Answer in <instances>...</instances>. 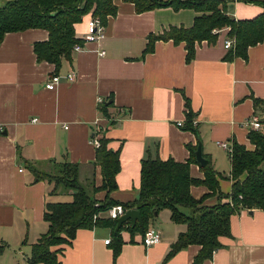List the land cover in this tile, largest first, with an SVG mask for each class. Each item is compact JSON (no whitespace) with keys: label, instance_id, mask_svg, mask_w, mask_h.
<instances>
[{"label":"crops","instance_id":"crops-1","mask_svg":"<svg viewBox=\"0 0 264 264\" xmlns=\"http://www.w3.org/2000/svg\"><path fill=\"white\" fill-rule=\"evenodd\" d=\"M5 1L0 0V6ZM262 2L226 0V11L235 19H251L264 11ZM114 4L117 12L107 17L104 36L72 50L59 66L39 61L34 53V43L48 39L46 29L7 32L0 43V264H29L33 245L47 230L46 201L72 199L73 190H54V183L38 179L29 165L52 172L54 163L69 162L77 165L80 184L89 190L101 185L91 142L95 132L119 154L117 188L110 193L118 203L138 199L146 155L184 162L190 157L189 146L200 141L203 156L218 172L220 190L227 194L232 185L230 155L217 142L254 148L247 120L255 113L254 98L264 100V41L250 46L247 58L228 60L225 28L214 44L197 43L189 62L184 42L157 40L153 50L144 53L150 34L190 27L199 13L172 7L137 12L130 1ZM88 18L86 14L74 25L80 39ZM70 71L76 73L73 81L65 76ZM53 74L61 81L55 89H46ZM100 100L109 104L108 117L102 114ZM188 112L193 115L192 128L184 127ZM223 160L229 163L227 174L220 170ZM189 172L194 178L204 176L197 161ZM207 192L204 185L190 187L194 198ZM95 195L101 199L105 191ZM217 201L215 195L205 199L209 205ZM100 216L108 218L106 213ZM149 228L161 236L150 246L142 244V233L122 230L118 247L114 230L99 225L79 228L70 244L51 249L58 251L61 264H192L199 250L196 244L168 256L186 230L185 224L172 221L169 208H160ZM220 241L223 246L206 264H264V210L232 214L230 236Z\"/></svg>","mask_w":264,"mask_h":264},{"label":"trees","instance_id":"trees-1","mask_svg":"<svg viewBox=\"0 0 264 264\" xmlns=\"http://www.w3.org/2000/svg\"><path fill=\"white\" fill-rule=\"evenodd\" d=\"M134 3L137 12L157 7H172L174 10L191 8L199 14L190 27H170L162 34H150L144 53L152 51L157 40L184 42L186 61L195 54L197 43L206 41L214 44L222 29L228 28L227 36L234 41L225 58L248 57L250 46L264 41V11L251 19H235L227 14L226 0H125ZM264 5V2H262ZM117 6L114 0H6L0 6V43L4 35L11 31L28 28H43L48 31V39L34 43V53L39 61H48L59 66L62 58H70L74 45L82 43L75 34L74 25L88 14L98 17L104 24L107 17L115 15ZM255 113L261 116L262 128L250 129L249 140L253 149L236 141L232 143L230 155V193H223L219 187L218 172L210 160L201 166L203 178L190 175L189 166L196 162L197 146H189L190 157L184 162L172 158L162 160L146 155L141 160L139 197L133 202L121 203L126 209L139 210L143 225L131 226L123 223L115 231L116 221L97 214L118 202L110 197L117 188L115 175L120 169L118 151L107 147V139L99 138L95 161L100 166L102 183L99 187L87 189L77 180V165L69 162L54 163L52 172H41L29 165L38 179L54 183V190L61 187L73 190L70 201H46L44 221L47 230L33 245L29 264H61L57 250L51 247L63 243L70 244L79 228H93L99 225L111 227L113 237L119 247L122 230L144 233L149 222L160 208H169L175 223L186 225L168 256L190 244L199 246L192 264H206L213 253L222 247L220 238L230 236V217L242 209L264 210V100L254 98ZM109 105V104H108ZM108 105L101 102L102 114L108 117ZM191 113H187L184 127L192 128ZM97 132L94 133V136ZM193 185H204L208 192L200 198L190 194ZM53 190V191H54ZM105 191L99 199L95 193ZM215 195L217 203L209 205L205 199ZM96 217V218H94ZM118 249H114L116 255Z\"/></svg>","mask_w":264,"mask_h":264},{"label":"built area","instance_id":"built-area-1","mask_svg":"<svg viewBox=\"0 0 264 264\" xmlns=\"http://www.w3.org/2000/svg\"><path fill=\"white\" fill-rule=\"evenodd\" d=\"M89 18L86 21V29L84 36L82 38V43H78L74 45L73 50L74 51H79L83 49L84 45L89 43V42H95L101 39L104 36V28L105 25L101 22V20L92 15V13L87 14ZM234 41L230 38L226 39L224 42V48H230L233 46ZM100 55H103V51L98 52ZM67 80L73 81L76 78V73L74 71H70L66 75ZM61 81V76L59 74H53L45 83V88L49 90H53L56 88V86L60 83ZM102 102V100H100ZM36 120V119H34ZM181 125V123H179ZM247 125L249 126L250 129L258 130L262 128V122H261V116L254 113L248 120H247ZM99 136L98 134L94 137H91V142L94 146H99ZM221 147L227 150L228 154H232V144H229L226 141H218L217 142ZM126 208L121 204L117 203L112 206H110L106 210V216L112 220H117L120 216H122L126 212ZM100 214H97L96 217H99ZM94 217V218H96ZM160 233L156 229L149 228L147 229L141 237V242L145 246H150L153 245L157 242L160 241ZM110 242V239L104 240L105 244H108Z\"/></svg>","mask_w":264,"mask_h":264},{"label":"water","instance_id":"water-1","mask_svg":"<svg viewBox=\"0 0 264 264\" xmlns=\"http://www.w3.org/2000/svg\"><path fill=\"white\" fill-rule=\"evenodd\" d=\"M195 159L196 161L201 165L204 166L207 163V159L203 156L202 152V144L199 141L195 150ZM130 222L131 226H135L138 224L139 226L143 225L141 214L139 210L133 208V209H127L126 212L117 218L116 220V226L115 231H117L123 223Z\"/></svg>","mask_w":264,"mask_h":264},{"label":"rangeland","instance_id":"rangeland-1","mask_svg":"<svg viewBox=\"0 0 264 264\" xmlns=\"http://www.w3.org/2000/svg\"><path fill=\"white\" fill-rule=\"evenodd\" d=\"M223 162L224 163L221 164L223 168H221L220 170L223 172V174H227L229 169V163L226 160H223Z\"/></svg>","mask_w":264,"mask_h":264}]
</instances>
